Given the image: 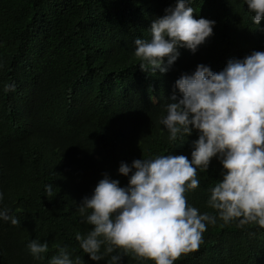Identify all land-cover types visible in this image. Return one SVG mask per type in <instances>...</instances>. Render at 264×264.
I'll use <instances>...</instances> for the list:
<instances>
[{"label":"trees","instance_id":"1","mask_svg":"<svg viewBox=\"0 0 264 264\" xmlns=\"http://www.w3.org/2000/svg\"><path fill=\"white\" fill-rule=\"evenodd\" d=\"M174 3L0 0V206L20 221H0V264H48L57 246H67L82 264H96L75 239L90 227L80 222L76 205L104 173L126 186L128 178L118 174L122 161L168 154L190 159L197 133L183 144L170 142L158 122L175 80L201 63L218 72L230 58L264 51V31L242 0H192L194 18L215 21L213 34L194 54L180 49L167 73L141 71L133 41L150 39L152 20ZM10 83L15 91L6 93ZM221 171L213 158L207 172L198 170L200 186L185 193L201 213H213L206 189ZM46 184L53 185V198L45 196ZM33 239L48 243L43 260L27 249ZM124 264L153 262L129 255ZM175 264H264V229L218 220L207 226L199 248Z\"/></svg>","mask_w":264,"mask_h":264},{"label":"clouds","instance_id":"2","mask_svg":"<svg viewBox=\"0 0 264 264\" xmlns=\"http://www.w3.org/2000/svg\"><path fill=\"white\" fill-rule=\"evenodd\" d=\"M242 3L252 13L253 25L264 31V0ZM191 4L175 0L152 20L150 39L133 41L141 71L167 73L180 49L194 54L213 34L215 21L194 18ZM4 91L14 92L15 84H5ZM151 101L158 103L156 97ZM167 101L158 122L170 142L183 144L197 133L191 158L168 154L122 161L118 174L128 178L123 187L102 174L92 194L76 205L80 222L90 227L83 235L77 232L75 239L96 264H124L129 255L153 264H175L181 254L199 248L207 226L218 220L264 229V51L230 58L218 72L198 64L175 80ZM213 158L222 166V178L206 189V205L214 214L201 213L185 193L200 186L198 170L207 172ZM44 192L55 196L52 184H46ZM4 195L0 191V205ZM0 221L20 223L6 206H0ZM27 249L35 260H43L49 251L47 241L38 239L29 241ZM70 257L67 246H57L48 264H82L80 256Z\"/></svg>","mask_w":264,"mask_h":264}]
</instances>
